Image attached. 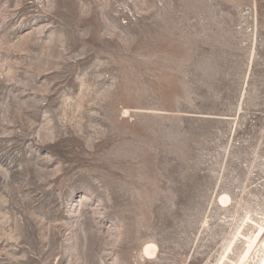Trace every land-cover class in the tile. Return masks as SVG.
Returning <instances> with one entry per match:
<instances>
[{"label":"rangeland","instance_id":"obj_1","mask_svg":"<svg viewBox=\"0 0 264 264\" xmlns=\"http://www.w3.org/2000/svg\"><path fill=\"white\" fill-rule=\"evenodd\" d=\"M1 153L27 177L0 264H235L264 224V0H0Z\"/></svg>","mask_w":264,"mask_h":264},{"label":"bare ground","instance_id":"obj_2","mask_svg":"<svg viewBox=\"0 0 264 264\" xmlns=\"http://www.w3.org/2000/svg\"><path fill=\"white\" fill-rule=\"evenodd\" d=\"M15 160L12 158L11 155L7 153L0 154L1 164H4V162L8 164L9 162L7 173L0 174V189L8 192V194H10L18 185L24 186L25 185L24 182L26 181L25 177H27L26 176L27 174L25 173L24 170L18 168L16 164H13ZM227 199L228 196H225L223 198V201L226 202ZM240 233L241 235H244V232H240ZM246 238H247L246 244L248 246L245 247V250L242 253L240 259L235 261V264H264V224H258L256 231H254L252 235L246 236ZM157 250H158L157 244L151 242L145 246L144 253L147 256L151 257L156 253ZM227 259L228 260L230 259V254L229 256H227ZM219 264H222V262L221 263L219 262Z\"/></svg>","mask_w":264,"mask_h":264}]
</instances>
